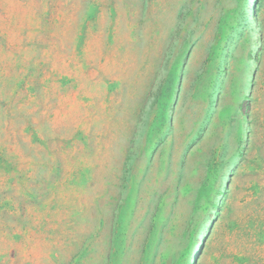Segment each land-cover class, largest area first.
Here are the masks:
<instances>
[{"label":"rangeland","instance_id":"rangeland-1","mask_svg":"<svg viewBox=\"0 0 264 264\" xmlns=\"http://www.w3.org/2000/svg\"><path fill=\"white\" fill-rule=\"evenodd\" d=\"M0 264H264V0H0Z\"/></svg>","mask_w":264,"mask_h":264},{"label":"bare ground","instance_id":"bare-ground-1","mask_svg":"<svg viewBox=\"0 0 264 264\" xmlns=\"http://www.w3.org/2000/svg\"><path fill=\"white\" fill-rule=\"evenodd\" d=\"M253 1H254V2L256 1V2H257V0H253ZM249 3H250V2H249ZM254 4H255V3H254ZM254 4H253V5H254Z\"/></svg>","mask_w":264,"mask_h":264}]
</instances>
